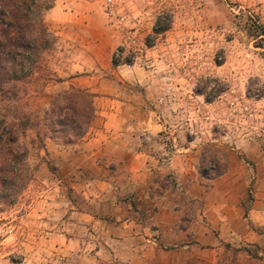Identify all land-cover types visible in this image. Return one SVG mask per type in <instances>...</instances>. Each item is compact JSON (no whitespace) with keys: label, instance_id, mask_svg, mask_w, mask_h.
Masks as SVG:
<instances>
[{"label":"rangeland","instance_id":"1","mask_svg":"<svg viewBox=\"0 0 264 264\" xmlns=\"http://www.w3.org/2000/svg\"><path fill=\"white\" fill-rule=\"evenodd\" d=\"M165 12L168 27L152 32ZM43 18L56 41L26 79L0 92V117L17 129L28 163L16 200L0 206V264H82L83 246H92L73 223L68 198L81 199L42 150L48 139L62 143L40 119L50 95L69 84L94 92L95 105L166 96V138L198 142L199 173L222 171L228 149L245 165L246 206L262 216L250 226L264 236V38L253 23L264 25V0H52ZM119 45L130 61L113 65ZM249 253L264 264V239Z\"/></svg>","mask_w":264,"mask_h":264},{"label":"crops","instance_id":"2","mask_svg":"<svg viewBox=\"0 0 264 264\" xmlns=\"http://www.w3.org/2000/svg\"><path fill=\"white\" fill-rule=\"evenodd\" d=\"M100 101L82 138L42 150L66 182L82 264H252L261 211L246 206L248 170L228 149L213 177L196 169L198 142L167 139L166 96ZM210 182L205 183L204 179ZM69 238V237H68Z\"/></svg>","mask_w":264,"mask_h":264},{"label":"trees","instance_id":"3","mask_svg":"<svg viewBox=\"0 0 264 264\" xmlns=\"http://www.w3.org/2000/svg\"><path fill=\"white\" fill-rule=\"evenodd\" d=\"M51 6L52 0H0V92L26 79L41 55L56 41V34L43 18V12ZM159 16H155L152 24L154 33L169 25L168 13L165 12L161 25ZM253 21L255 37L260 40L264 38V25L256 18ZM123 50L119 45L112 52L113 65L130 61L129 58L121 60ZM94 96L95 93L86 87L72 84L54 92L41 114L43 127L54 134L51 137L61 136L62 143L78 140L94 114ZM21 118L25 123L29 116L22 115ZM26 156L27 149L19 144L15 126L0 117V206L14 202L24 187L28 177ZM247 197L249 200V192Z\"/></svg>","mask_w":264,"mask_h":264}]
</instances>
